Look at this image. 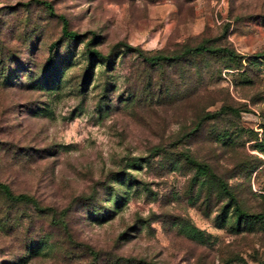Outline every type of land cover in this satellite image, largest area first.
<instances>
[{"label": "rangeland", "instance_id": "374dc122", "mask_svg": "<svg viewBox=\"0 0 264 264\" xmlns=\"http://www.w3.org/2000/svg\"><path fill=\"white\" fill-rule=\"evenodd\" d=\"M0 264H264V0H0Z\"/></svg>", "mask_w": 264, "mask_h": 264}, {"label": "trees", "instance_id": "16d2710c", "mask_svg": "<svg viewBox=\"0 0 264 264\" xmlns=\"http://www.w3.org/2000/svg\"><path fill=\"white\" fill-rule=\"evenodd\" d=\"M61 33L66 36L67 38H70V39H76L78 37V35L74 32H70V31H66L65 28L63 27L62 30H61ZM204 50L203 47L201 46H198L194 49L195 52L197 51H202ZM93 54L96 55V52H92ZM45 86H51L50 83L46 82L45 83ZM126 179L127 181V185H130V179L128 178H125V177H122V180ZM2 186V189L4 190V194L6 195V197L9 199V200H12V201H17V202H31V199L27 196V195H24V194H16V195H13L10 190L7 188V186L5 185H1ZM92 211H96V210H92ZM223 218V216H222ZM121 235V234H120ZM40 244H43V241L41 240H35V241H29L28 244L26 245L25 249H26V252H27V255L23 257H21L19 260L21 263H25L26 260H28V258L32 255H34L38 248H39V245Z\"/></svg>", "mask_w": 264, "mask_h": 264}]
</instances>
